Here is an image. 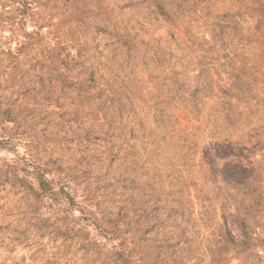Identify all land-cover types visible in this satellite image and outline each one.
<instances>
[{
  "label": "rangeland",
  "instance_id": "1",
  "mask_svg": "<svg viewBox=\"0 0 264 264\" xmlns=\"http://www.w3.org/2000/svg\"><path fill=\"white\" fill-rule=\"evenodd\" d=\"M130 1L135 2L0 0V264H98L99 261L91 262L78 244L85 238L86 231L94 233L85 227L86 218L78 212L79 205L97 209L100 207L98 202H106L115 213L123 212L127 207L124 196L119 198L114 196L116 192H108L106 181L112 171L115 174L116 168L115 165L107 168L108 158H103L100 153V145H104L100 134L105 124L102 119L87 114L84 98L77 97L72 88L35 99L21 98L19 90L23 93L25 89L21 86L24 83L30 86L28 81L36 82L35 74L42 66L67 67L69 77H80L75 74L80 71V66L96 65L102 57L111 59L114 52L106 48L108 44L104 42L103 30L98 23L105 18V7H108L107 14L110 13L106 19H119L126 12L136 16L139 6L131 5ZM213 2L215 9H229V15L252 6L251 0ZM126 5L134 9L124 8ZM228 23L229 32L234 27L243 39L249 41V29H253L255 24L252 18L229 20ZM202 31L205 30H197ZM238 37L233 42L236 52H260L259 45L242 42ZM95 48L97 52L93 51ZM239 64L254 70L262 66V61L250 55L245 63ZM128 80L147 96L145 100L148 104L145 103L143 109L146 114L141 117L146 127L151 119L152 110L148 107L153 104L150 98L152 92H149L148 85L141 82L138 74H133ZM30 87L39 89L36 84ZM16 91L19 92L16 94ZM5 107H9L14 114L7 116ZM232 107L234 125L228 128L232 145L225 149L215 142L216 146L213 143L210 145V134L212 137L218 134L222 123L214 114L208 117V109H202L199 123L191 120L188 110H173L179 126L186 129L188 136L193 135L192 141L195 142L191 141L192 145L197 143L198 147L195 150L185 148L181 152V148L172 142L183 139L184 133L180 132L178 137L173 134L169 137L171 145L167 143L161 146L169 161L163 163L166 166L162 165L160 170L164 171L163 179L167 183L170 173L187 175L188 187L202 193L194 201L193 210L197 218L204 217L205 223H197L198 230H194L191 223L185 227L192 247L197 246L199 236L207 237L212 231L215 232L216 226L222 222L224 211L235 240H244L241 222L249 238L246 252L240 255L238 251L241 247L236 246L234 252H230L229 263L264 264V102L260 105L247 98L238 105L232 100ZM247 133L253 139L241 146L237 144L238 139ZM208 152L207 156L215 163L218 172L210 175L207 172V177H203L208 168V161L205 160ZM141 156L137 149L135 156L131 155L129 160L139 164L136 178L143 181L149 171L148 165H140ZM188 158L192 159L189 163ZM224 163L233 171L230 174L233 184L228 192L219 183L223 179L220 172ZM35 165L47 169L44 170L49 172L47 177L55 180L59 175L64 179L72 171V178L67 181L74 205L64 195L51 201L38 200L26 191V182L35 187L32 175ZM189 170L193 173H189ZM16 179H25L26 182L23 185ZM239 180L245 185L241 191L234 184ZM142 184L140 187H143ZM85 189H91L90 196L94 197L89 202L83 199ZM174 191L172 194L168 190L167 199L178 200L179 196ZM147 193L148 189L143 197H135L137 203L144 201ZM195 193L192 190V196L197 195ZM204 198L210 203L203 202ZM109 245L107 249H110Z\"/></svg>",
  "mask_w": 264,
  "mask_h": 264
},
{
  "label": "trees",
  "instance_id": "2",
  "mask_svg": "<svg viewBox=\"0 0 264 264\" xmlns=\"http://www.w3.org/2000/svg\"><path fill=\"white\" fill-rule=\"evenodd\" d=\"M235 1L238 0H232V3ZM251 1L252 6H246L232 15H229L226 7L215 9L213 0L130 1L131 5L139 6L136 16L126 12L119 19H106L110 13L107 14L108 7H105V18L98 26L103 30L104 42L108 44L106 48L114 52L111 59L102 57L96 65L80 66V71L75 73L80 77H69L67 67L42 66L35 74L36 82L28 81L30 86L38 85V90L31 89L27 83L21 86L25 89L23 93L19 90L23 99L53 96L72 88L77 97L84 98L87 114L102 119L105 124L100 134L101 142H104V145H100V153L103 158H108L107 168L112 165L116 168L115 174L113 171L110 173L106 186L108 192L117 193L114 196H124L127 207L123 212L115 213L106 202H98L100 207L97 209L79 205L78 212L86 218L85 227L94 231L93 234L86 231L85 238L78 242L82 246V253L88 255L91 262L230 264L229 255L236 246L241 247L238 251L240 255L246 252L249 238L245 227L241 222L243 242L235 240L224 211L222 222L216 226L215 232L212 231L207 237L199 236L197 246L192 247L185 227L191 223L196 230L197 223H205L204 217L197 218L193 210L194 201L202 193L188 187L187 175L170 173L167 183L160 167H165L163 163L169 161L161 146L169 143V137L173 134L178 137L180 132L184 133L183 139L172 142L181 148V152L185 148L195 150L198 147L197 143L192 145L195 142L192 141L193 135L188 136L186 129L179 126L173 110H188L191 120L199 123L202 109H208L207 116L214 114L222 123L218 134L214 137L210 134V145L215 142L225 149L232 145L228 133L229 126L234 125L232 100L238 105L247 98L260 105L264 102V0ZM131 5L124 8L134 9ZM245 18L255 21L253 29H249V41L243 39L234 27L229 32V20L244 21ZM213 20L217 22L213 23ZM201 29L205 31L197 32ZM236 36L242 42L259 45L260 52H236L233 47ZM96 50L93 49L94 52ZM250 55L260 58L262 66L250 70L239 64L245 63ZM135 73L152 92L150 98L153 104L148 107L152 110L151 119L146 127L141 117L146 114L143 109L144 104H148L145 100L147 96L128 80ZM9 110V107H5L4 113L13 115L14 111ZM252 139L247 133L236 143L241 146ZM137 149L142 153L140 165H148L149 173L143 181L136 178L139 164L129 160L131 155L135 156ZM205 160L208 161V168L203 177H207V172L209 175L218 172L210 157L207 156ZM191 161V158L187 159L188 163ZM191 165L194 167L193 162ZM221 166L223 179L219 183L228 192L233 184V176L230 175L233 171L227 163ZM44 170L47 169L35 165L32 173L35 187L25 179L16 180L23 185L26 182V191L35 199L51 201L64 195L74 205L67 181L72 178V171L64 179L59 175L55 180L49 179V172ZM189 173L193 171L189 170ZM141 184L143 187H140ZM234 184L238 191L244 189L242 180ZM143 189H148V193L144 201L137 203L146 192ZM168 190L172 194L176 190L178 200L167 199ZM192 190L197 195L192 196ZM91 192V189H85V202L94 198L90 196ZM205 198L203 202L210 203ZM108 244L110 249L106 248Z\"/></svg>",
  "mask_w": 264,
  "mask_h": 264
}]
</instances>
